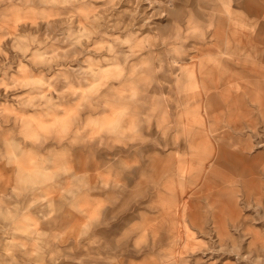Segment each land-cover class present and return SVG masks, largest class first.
Masks as SVG:
<instances>
[{
  "label": "clouds",
  "instance_id": "9594fccd",
  "mask_svg": "<svg viewBox=\"0 0 264 264\" xmlns=\"http://www.w3.org/2000/svg\"><path fill=\"white\" fill-rule=\"evenodd\" d=\"M146 2L0 0V117L19 126L0 142V264H99L100 233L117 223L114 247L129 260L123 250L140 256L149 233L177 216L189 194L199 217L216 207L196 196L202 190L238 203L264 193V166L232 167L228 157L251 153L232 132L217 134L237 121L254 134L264 125V62L242 47L260 40L252 51L264 48V37L241 29L264 20V0H153L142 11ZM21 27L28 29L23 35ZM225 76L234 85L231 100L214 105L211 86ZM69 144L135 148L155 153L159 165L130 182L137 187L144 180L134 208L106 213V202L89 201H104L119 184L78 169L71 151L52 155ZM37 206L46 214L34 216ZM144 209L164 216L147 223ZM62 217L68 222L57 227ZM201 247L221 264H264V243L226 237ZM75 252L83 254L73 258Z\"/></svg>",
  "mask_w": 264,
  "mask_h": 264
},
{
  "label": "rangeland",
  "instance_id": "374dc122",
  "mask_svg": "<svg viewBox=\"0 0 264 264\" xmlns=\"http://www.w3.org/2000/svg\"><path fill=\"white\" fill-rule=\"evenodd\" d=\"M96 6L99 7L100 5L97 4ZM153 6V0H148L141 5V10L147 11ZM121 7L127 8V2ZM249 12L250 15L259 19L260 14L256 9H250ZM3 23L4 21L0 20V25ZM73 23L75 25L76 21ZM241 29L249 35L257 32L259 36L264 37V20H260L259 26L255 22L252 25L242 24ZM43 30L44 26L41 25L40 31L43 32ZM26 31H28L27 28L21 27L19 33L23 35ZM108 34L115 35L116 33L109 32ZM7 43L10 44L11 41ZM250 43L251 41L245 42L242 46L245 54L251 53L259 61L264 62V48L252 51L255 44H260L261 41L257 40L251 47L249 46ZM223 64L225 67H230L228 61H223ZM11 74L9 73V75ZM211 87L217 94L213 97L214 105H219L225 100H231L230 94L234 85L230 82L229 77L217 78ZM3 99L4 97L0 93V102H3ZM239 124L240 122L237 121L236 125L233 126L222 125L220 129H217V134L221 138L230 132L236 135L238 141L243 145V151L251 154L243 157H228L229 164L232 167L247 168L254 171L256 168L264 166V125L256 128L254 134L250 124ZM18 130L19 126L14 127L8 118L0 117V142L9 131L15 134ZM196 147L199 148L200 145L197 144ZM239 147L240 145H237L233 150L236 151ZM0 150H2V144H0ZM67 151L72 152L78 169L89 168L92 170L95 180H100L102 183L110 178L114 184H119V187H113L105 192L104 201H89V203L100 205H104L106 202L107 206L103 208L106 213L116 212L117 209L121 208L126 213L134 208L139 202L140 196L137 189L140 184L144 183V180L140 179L137 187H132L130 182L136 174L153 175L160 160L155 153L145 154L135 148L125 151L113 149L107 145H89L87 148H80L74 144H69L65 152H54L52 155L60 159L66 155ZM125 181H129L127 187L124 186ZM196 196L200 198L201 202L207 197L209 203L216 205L215 210L206 215L194 216L190 208L191 194H189L184 201L180 202V212L177 216L158 225L154 232L149 233L148 246L143 249L140 256L127 249L123 250L132 259L125 260L123 253L114 247L113 237L116 235L120 223H117L111 231L103 229L100 233L102 243L98 251L105 259L99 264H106L109 259H116L117 264H132V260L135 259H139L141 264H221L219 255L212 250L201 247L205 240L211 243L212 240L219 241L226 237H241L245 238L248 246L264 243V207L257 206L264 204V193L255 192L251 197L245 198L243 203H238L236 200L222 196L219 192L211 189L202 190ZM257 197L260 199L257 200ZM144 211L149 213L147 223H151L153 219L159 220L164 216L160 209L155 211L144 209ZM32 213L34 216H40L42 213L46 214V209L37 206L32 210ZM67 222V218L62 217L60 225L57 227ZM2 247H4V240L0 239V248ZM67 247H74V245L70 244ZM62 250L67 254V248ZM82 254V252H75L72 255L75 258V256Z\"/></svg>",
  "mask_w": 264,
  "mask_h": 264
}]
</instances>
